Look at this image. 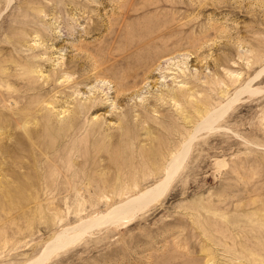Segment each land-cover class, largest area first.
<instances>
[{"label": "rangeland", "instance_id": "obj_1", "mask_svg": "<svg viewBox=\"0 0 264 264\" xmlns=\"http://www.w3.org/2000/svg\"><path fill=\"white\" fill-rule=\"evenodd\" d=\"M0 264H264V0H0Z\"/></svg>", "mask_w": 264, "mask_h": 264}, {"label": "bare ground", "instance_id": "obj_2", "mask_svg": "<svg viewBox=\"0 0 264 264\" xmlns=\"http://www.w3.org/2000/svg\"><path fill=\"white\" fill-rule=\"evenodd\" d=\"M77 110V109H76ZM77 112V111H76ZM78 113H79V111H78ZM205 127V126H204ZM45 129H48V131H49V128L47 127H44ZM203 129V128H202ZM47 131V134L49 135V133L50 132H48ZM52 134V133H51ZM47 138V137H46ZM45 140V139H44ZM43 140V141H44ZM56 140V139H55ZM43 144V143H42ZM44 145V144H43ZM187 151V150H186ZM185 151V152H186ZM185 154H187V153H185ZM183 156V155H182ZM185 156V155H184ZM181 157V156H180ZM179 158V157H178ZM175 159H177V158H175ZM180 159V158H179ZM178 160V159H177ZM176 160V161H177ZM180 162H182L181 160H180ZM174 163V160H172V164ZM176 163V162H175ZM177 165L179 164V163H176ZM175 164V165H176ZM176 165V166H177ZM170 167H171V165H170ZM173 167H174V165H173ZM171 169V168H170ZM173 169V168H172ZM175 170H173L172 172H174ZM170 172V171H169ZM175 173V172H174ZM174 174L173 173H171V175H170V178H169V180L171 179V177L173 176ZM174 177V176H173ZM172 177V178H173ZM168 179V178H167ZM168 180V181H169ZM168 181H166V182H168ZM164 185H165V183H164ZM163 185V186H164ZM154 190H156V189H153L152 191L150 190V191H147L146 193H144L141 197H138V198H136V199H134V200H132V201H129L130 202V204H133V205H130L129 204V202H128V204L130 205L129 207H128V204H125V205H123V206H121L120 208H118V209H116L113 213H112V216H113V219L114 220H119V219H121V217L123 218L126 214H129L131 211L133 212V207L135 208V207H140L141 205L143 206V204L145 205V199H146V197L148 196V201H149V199H151V198H153L155 195V192H157V191H154ZM160 195V194H159ZM147 200V199H146ZM154 200H156L155 198L153 199V201ZM154 203V202H153ZM142 206H141V208H142ZM146 206H147V204H146ZM138 209H140V208H138ZM135 210V209H134ZM137 210V209H136ZM130 215H132V214H130ZM129 215V216H130ZM112 217L110 216V218L109 219H111ZM128 219V218H127ZM123 220V219H122ZM124 220H125V218H124ZM100 221V220H99ZM108 222V221H107ZM114 222V221H113ZM113 222H112V224H113ZM98 223V222H97ZM88 225V224H87ZM198 231V230H197ZM67 240H68V238H66ZM66 239L64 240V242H61L60 244H57V245H54V246H57L58 248L59 247H61L63 244H65V242L67 243V241H66ZM71 240H74V238L73 239H70V241ZM69 242V241H68ZM71 243V242H70ZM49 248V247H48ZM55 248V247H54ZM52 249H53V247H52ZM51 249V250H52ZM46 250V249H45ZM50 250V248L47 250V252L45 253V255L47 256L48 254H49V252L51 251ZM51 253V252H50ZM42 254V253H41ZM44 254V253H43ZM43 257V256H42ZM45 257V256H44Z\"/></svg>", "mask_w": 264, "mask_h": 264}]
</instances>
